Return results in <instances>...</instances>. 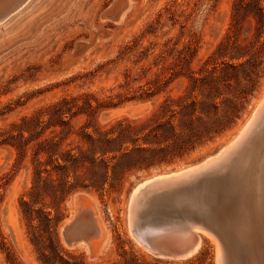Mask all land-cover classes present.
I'll use <instances>...</instances> for the list:
<instances>
[{"label": "rangeland", "instance_id": "1", "mask_svg": "<svg viewBox=\"0 0 264 264\" xmlns=\"http://www.w3.org/2000/svg\"><path fill=\"white\" fill-rule=\"evenodd\" d=\"M235 1L21 0L0 13V264H62L55 255L56 245L64 259L74 261L71 253L85 264H216L213 232L199 230V246L181 257L148 247L144 237L156 233L149 232L150 225L159 223L167 231L180 226L183 219L169 209L134 218L130 202L141 181L193 166L222 149L263 101L264 28L253 16L234 18ZM227 35L232 44L247 47L241 51L246 54L242 60L249 58L252 44L261 54L256 80L244 86L246 97L235 124L169 165L117 174L112 186L109 177L102 190L73 191L61 203L63 219L54 248L47 233L40 230L41 236L33 231L23 215L21 197L28 200L37 159L44 161L47 156H35L39 138L26 142L27 132L18 138L15 125L71 96L77 97L70 103L72 112L81 113L69 120L71 133L61 143L63 148L77 144L76 132L86 121L102 125L121 117L141 120L156 112L165 98L186 93L191 76L198 75L206 63L211 66L217 58L214 52ZM85 97L92 108L84 105ZM95 99L108 106L94 108ZM44 123L45 117L38 131ZM52 129L60 127H50L40 137L54 134ZM41 175L58 179L61 174ZM75 196L79 198L73 202ZM42 202L53 213L48 195L37 207ZM234 214L230 211L225 216L229 224ZM70 219V223L82 220V231L90 225L91 240H96L91 247L66 242L68 227L63 225Z\"/></svg>", "mask_w": 264, "mask_h": 264}, {"label": "trees", "instance_id": "2", "mask_svg": "<svg viewBox=\"0 0 264 264\" xmlns=\"http://www.w3.org/2000/svg\"><path fill=\"white\" fill-rule=\"evenodd\" d=\"M262 1L236 0L232 16L237 19L253 16L263 29ZM246 48L232 44L227 35L214 52L217 58H214L211 66L206 63L198 75L191 76L186 93L177 98H165L156 112L141 120L121 117L102 125L86 121L76 132L79 137L74 147L63 148L61 143L71 133L69 120L81 113L72 112L70 106L77 97H63L40 110L37 115L25 117L21 124H16L18 138L23 137L24 132L28 133L26 142L39 138L35 156L41 153L47 156L44 161L37 159L34 181L26 194L28 200L21 197L23 215L33 231L47 233L49 244L54 248L57 227L63 219L61 203L73 191L88 187L102 190L109 177L112 186L117 174L169 165L230 129L246 97L244 86L256 80L257 67L261 63L260 49L255 44L249 47V58L242 60L246 54L241 51ZM226 58L237 62L226 61ZM85 98L84 105L92 108L90 98ZM95 101L94 108L108 106ZM67 115L69 119L65 120ZM44 117V126L38 131L37 127L44 122ZM56 125L60 127L59 131L52 129L54 134L40 137L46 129ZM52 171L61 174L60 177L54 179L41 175L51 174ZM69 174H73L72 181ZM46 195L51 198L53 213L47 209L50 206L45 202L37 207L40 199ZM57 249L56 245L55 255L62 264H85L71 253L69 256L74 261L64 259ZM41 253H44L43 250Z\"/></svg>", "mask_w": 264, "mask_h": 264}, {"label": "bare ground", "instance_id": "3", "mask_svg": "<svg viewBox=\"0 0 264 264\" xmlns=\"http://www.w3.org/2000/svg\"><path fill=\"white\" fill-rule=\"evenodd\" d=\"M19 1L21 0H0V13H4L6 10L11 9V7L19 3ZM260 103L261 104H258L257 109L251 115L250 119L245 125L240 127L238 135L234 136L223 150V153H227L237 146L240 148L233 159L229 161V164L226 163L228 165V174H225L228 181L226 187L229 188L231 192L235 193L238 199L237 201L240 204L239 206L246 211L236 213L233 219V226L239 231V234L241 233L244 238H247V240L251 242L253 249L256 250L257 256H255L254 259L250 254L242 253L241 255V252L238 251L235 256L231 258L229 256L227 257L219 239L216 238V264H264V242H260L259 239L263 238L264 240V97L263 101ZM221 156L222 155L218 154L196 166L183 167L174 172H165L145 179L144 182L138 184L134 189L132 195L133 202L130 203H133L134 208L135 206L137 207V194L145 184L176 180L187 182L201 170L206 169L208 166L215 165ZM74 198L79 197H73V202ZM132 212L134 215V211ZM133 217L132 219H134ZM72 218L73 217H71V219ZM71 219L63 225L64 228L71 222ZM67 220L68 218L65 219V221ZM81 221L82 220H79L71 224L65 234V240L72 244V246L87 245L91 247L96 240H91L90 225L87 230L82 231L80 227L82 224ZM180 221L182 222L180 226L176 228L173 227L174 229L172 228L167 231H163L164 228L160 226L159 223L158 226L150 225L149 232H156L157 234H154V238L152 236L151 238L144 237V240L149 245L148 247L152 246V248L154 247V249L156 248L163 253H172L175 254L176 257H181L182 255H189L192 251L197 249L200 243V237L197 233L199 230L207 234L211 233V231H207L202 225L193 223L191 220ZM100 229H102V226ZM210 235H212V233ZM173 241L174 243H176V241H181V243L173 244ZM138 242L140 241L138 240ZM141 243L144 244L142 240ZM84 248L87 249L86 246H84Z\"/></svg>", "mask_w": 264, "mask_h": 264}, {"label": "water", "instance_id": "4", "mask_svg": "<svg viewBox=\"0 0 264 264\" xmlns=\"http://www.w3.org/2000/svg\"><path fill=\"white\" fill-rule=\"evenodd\" d=\"M224 147L207 158L210 159L218 154L222 155L215 165L201 170L187 182L176 180L145 184L137 194V207L135 206L133 210L134 218L155 212L161 214V210L169 209V211L178 213L179 219L191 220L193 223L202 225L206 230L213 232L219 239L227 257L231 258L239 251L241 255L247 253L255 259L256 250L253 249L251 242L244 238L241 233L239 234L238 230L235 234L231 229V226L235 229L233 221L229 224L228 220L225 219L230 211H234L235 217L236 213L243 212L245 209L239 206L235 193L226 187L228 181L225 176L228 174L227 164L240 148L237 146L233 150L223 153ZM205 160L193 166L201 164ZM142 182L144 180L140 183ZM72 223L67 225V230ZM133 229L138 231L136 226ZM259 239L260 242H264L263 238Z\"/></svg>", "mask_w": 264, "mask_h": 264}]
</instances>
